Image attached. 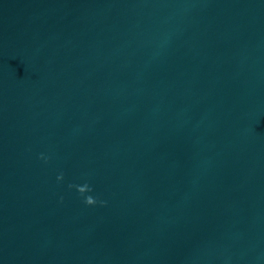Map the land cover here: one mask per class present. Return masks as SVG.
I'll return each instance as SVG.
<instances>
[{
    "label": "water",
    "instance_id": "obj_1",
    "mask_svg": "<svg viewBox=\"0 0 264 264\" xmlns=\"http://www.w3.org/2000/svg\"><path fill=\"white\" fill-rule=\"evenodd\" d=\"M0 264H264V0H0Z\"/></svg>",
    "mask_w": 264,
    "mask_h": 264
},
{
    "label": "clouds",
    "instance_id": "obj_2",
    "mask_svg": "<svg viewBox=\"0 0 264 264\" xmlns=\"http://www.w3.org/2000/svg\"><path fill=\"white\" fill-rule=\"evenodd\" d=\"M39 159L44 161L45 163H48L50 160V157L45 156L44 154H40ZM65 177L63 173H60L57 176V181L59 183H62L64 181ZM70 188H75L76 191L80 194V196L83 198V202L85 205L89 207H94L98 203V200L90 195L91 192H93V188L90 184L85 183L83 186L80 185H69ZM62 202V198H61ZM101 204H103V201H100Z\"/></svg>",
    "mask_w": 264,
    "mask_h": 264
}]
</instances>
